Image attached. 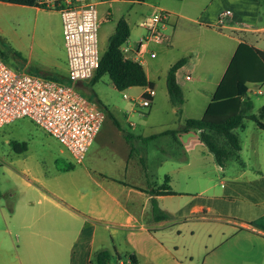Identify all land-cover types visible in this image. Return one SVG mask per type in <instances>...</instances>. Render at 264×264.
Wrapping results in <instances>:
<instances>
[{"label": "crops", "instance_id": "1", "mask_svg": "<svg viewBox=\"0 0 264 264\" xmlns=\"http://www.w3.org/2000/svg\"><path fill=\"white\" fill-rule=\"evenodd\" d=\"M123 1L137 2L150 7L147 0ZM219 1L223 4L222 8L213 13L211 8L216 2L213 0L197 18L180 12L176 15L172 9L155 8L153 12L156 9H164L171 12L172 16H176L173 20V17L171 18L170 25L165 30L171 37V43L160 44L163 46L160 58L152 46L153 43L141 46V38L145 34L144 27L141 36L132 43L129 42V37L123 45V48L128 49L125 54L129 60L142 64L149 82L153 84L155 90L158 88L161 91L159 96L156 91L150 107L156 108L163 101L164 107L171 114L182 113L181 122L183 119L186 122L187 119L201 118L204 115L241 42L264 52V48L260 46L263 42L261 34L264 33V25L260 24L261 0ZM104 2L101 1L98 6ZM110 6L113 7V4ZM224 10H231L233 15L227 18L224 25H219L218 18ZM108 17V14L101 16L102 24L109 20ZM60 45L62 46L60 52L48 46L47 57L40 70L28 73L59 83H68V59L63 39ZM169 48H173V51H168ZM151 53H155V57H151ZM183 58L188 61L177 71L176 77L185 102L178 107L170 99L167 76L171 66ZM180 72L184 74L183 79L179 76ZM86 85L94 84L91 81L79 82L77 88L80 93ZM250 86L257 88L254 93H263L264 84H249V94L252 92ZM114 88L117 90L115 86ZM136 88L139 87L129 90ZM141 88L143 89L141 92L133 94L136 97H129L137 99L144 95L148 87ZM189 99L194 100V104L187 111ZM198 101H201L200 105ZM94 102L106 112L103 126L111 120L112 126L120 135L115 138H102V126L84 161L79 163L82 173L79 174L78 181L72 182L70 178L71 172L75 170L72 163L67 169H57V173L49 180L31 173L26 163L23 164L19 160L15 162V166H10L13 178L26 188L23 196L25 200L23 199V202L19 200L9 210H5L6 228L14 237L12 245L14 253H7L1 249L0 264H93V258L97 253L103 250H108L111 254L113 252L108 246L103 245L105 241L100 232L104 231L112 236L115 253L135 254L138 258L137 264H196L195 257L182 252L180 246L170 242L171 237L167 230L163 229L171 219V214L170 218L162 220H156L153 214V199L159 207L160 201L170 195L156 196L150 193L152 188L162 184L151 186L149 183L147 176L149 168L145 164V156L149 157V154L139 144L144 145L154 138L159 139L161 133H153L150 128L148 130L146 121L139 115L146 113L145 108L132 101L130 114L121 112L120 117L125 123L105 109L106 106L100 100ZM193 106L197 108H192ZM190 134H195L203 143L199 131L195 130L171 136L182 150H187L192 143ZM168 136L170 135L165 137ZM62 148L60 153L64 154L65 148L63 146ZM27 150L26 144V150L22 152ZM70 157L72 158L71 154ZM178 161L182 163L183 160ZM91 162L94 170L89 167ZM121 177L133 178L138 184H130ZM87 183L93 188L91 186L89 188ZM72 184L78 194V200L74 205L66 202L70 197ZM34 195H38L39 200L28 201V197L30 199V196ZM77 203L79 206L75 205ZM208 210H211V207H208ZM205 211L204 205H195L189 212L195 214ZM243 226L250 227L245 223ZM259 233L264 235V229H260ZM98 240L103 243L102 247L98 246ZM220 259L221 256L215 263ZM118 264H130V261L125 258L118 260Z\"/></svg>", "mask_w": 264, "mask_h": 264}, {"label": "rangeland", "instance_id": "2", "mask_svg": "<svg viewBox=\"0 0 264 264\" xmlns=\"http://www.w3.org/2000/svg\"><path fill=\"white\" fill-rule=\"evenodd\" d=\"M104 1L98 6V12L100 17L108 14L109 20L102 24L99 31L101 53L107 49L108 39L122 17L130 25L129 42L132 43L143 33L144 23L155 8L172 9L176 15L180 12L197 18L213 0H147L150 7L123 0ZM261 3L260 24L264 25V0ZM222 6L221 1L216 0L211 10L214 13ZM172 17L173 20L176 16ZM261 36L263 42L260 46L264 48V33ZM61 37L64 42L59 13L0 2V58L13 70L38 72L46 60L48 46L60 52ZM152 46L160 58L163 46L156 43ZM172 49L168 51L172 52ZM179 76L184 78L181 72ZM250 89L254 112H257L264 104V88L261 94L254 93L257 90L255 86H250ZM142 90L139 87L118 91L106 74L93 86L86 85L81 93L92 101L100 100L106 106L105 109L125 123L120 117L121 112L129 115L132 102L125 99L124 94L132 98L136 97L134 93ZM155 91L159 96L161 91L158 88ZM165 101L168 103L167 99ZM193 101L189 99L187 111L191 109ZM145 111L144 115H139L146 121L148 130L150 128L153 133L162 135L159 139L147 141V144H139L149 154V157L145 156L149 183L151 186L164 184L165 176L169 175L170 185L176 192L175 195L164 197L159 203L162 210L171 214V219L163 228L171 237L170 242L180 246L182 252L193 255L196 264H264V235L259 233L260 229H264V130H260L255 122L246 120L244 128L237 130L242 147L240 154L245 164L231 160L226 167L221 168L195 134L189 135L192 143L187 150H182L178 142L173 140V134H167L170 131L165 130L177 132L180 125L184 124V119L181 122L182 113L171 114L163 101L156 108L152 106ZM117 135L120 134L112 126V121H107L102 129V138H115ZM11 142H26L28 150L19 153ZM61 149L56 139L28 119L17 120L0 130V254L1 249L14 253V237L6 228L5 210H9L19 200H25L23 196L26 188L13 178L10 166H15L19 160L26 163L31 173L49 180L57 173V169H67L72 163L75 170L71 172L70 178L76 182L82 173L81 166L70 157L67 150L64 149V154L60 153ZM176 159L183 161L181 163ZM89 167L94 168L92 162ZM121 178L130 184H138L133 178ZM87 184L89 188L92 187L90 183ZM71 188L66 202L74 205L78 194L73 184ZM30 200L37 201L39 196H30ZM75 205L79 206L78 203ZM195 205H204L206 211L190 213L191 207ZM243 223L250 227L246 228ZM100 233L105 244L98 240V246H108L113 251L112 264H118L112 236L107 231ZM219 256L221 259L215 263ZM93 264H96L94 258Z\"/></svg>", "mask_w": 264, "mask_h": 264}, {"label": "built area", "instance_id": "3", "mask_svg": "<svg viewBox=\"0 0 264 264\" xmlns=\"http://www.w3.org/2000/svg\"><path fill=\"white\" fill-rule=\"evenodd\" d=\"M103 0H35L37 8L60 13L64 45L68 59V83H59L26 71L9 67L0 58V129L17 120L28 119L43 129L82 163L100 132L106 112L96 102L79 92V82H90L99 67V31L103 19L98 4ZM231 10L220 13L218 24L224 25ZM172 13L156 9L144 23L141 46L148 43L169 44L165 33ZM125 54L127 48H123ZM151 53V57H155ZM188 79L190 77H187ZM156 91L147 88L144 95L125 99L145 109L149 108Z\"/></svg>", "mask_w": 264, "mask_h": 264}, {"label": "trees", "instance_id": "4", "mask_svg": "<svg viewBox=\"0 0 264 264\" xmlns=\"http://www.w3.org/2000/svg\"><path fill=\"white\" fill-rule=\"evenodd\" d=\"M0 2L36 7L35 0H0ZM130 33L127 20L121 18L114 34L109 38L107 49L101 53L99 67L91 81L92 84L107 74L118 91L133 87L154 88L142 64L124 58L122 47L129 39ZM187 61L183 58L176 62L171 66L167 76L170 99L178 107L184 104L185 98L176 73L185 66ZM249 84H264V52L246 42H241L204 115L201 118L187 119L177 132L167 134L199 131L201 141L213 154L220 167H226L231 160L243 165L240 156L242 147L237 129L244 127V122L248 119L255 122L259 129L264 130V104L257 112H253L254 103L249 96ZM179 111H181L180 108ZM11 144L18 152L26 150V143L11 142ZM150 193L156 196L176 194L168 176L165 177L164 184L152 188ZM153 214L156 220L170 218V214L163 212L154 199ZM116 256L118 260L128 258L130 264L138 262L135 254L117 253ZM112 257L110 251L103 250L94 256V262L112 264Z\"/></svg>", "mask_w": 264, "mask_h": 264}]
</instances>
